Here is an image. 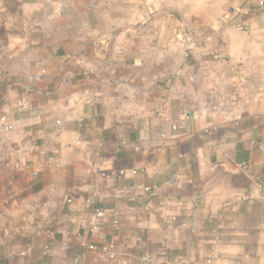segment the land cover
<instances>
[{
	"label": "crops",
	"instance_id": "crops-1",
	"mask_svg": "<svg viewBox=\"0 0 264 264\" xmlns=\"http://www.w3.org/2000/svg\"><path fill=\"white\" fill-rule=\"evenodd\" d=\"M258 1L0 0V264H264Z\"/></svg>",
	"mask_w": 264,
	"mask_h": 264
},
{
	"label": "built area",
	"instance_id": "built-area-1",
	"mask_svg": "<svg viewBox=\"0 0 264 264\" xmlns=\"http://www.w3.org/2000/svg\"><path fill=\"white\" fill-rule=\"evenodd\" d=\"M257 7L264 9V0H259L257 2ZM252 9L253 8L249 0H240V4L237 7V9L234 11L232 18L245 19L252 12ZM119 175H121V173H119ZM146 191H148V189Z\"/></svg>",
	"mask_w": 264,
	"mask_h": 264
},
{
	"label": "rangeland",
	"instance_id": "rangeland-1",
	"mask_svg": "<svg viewBox=\"0 0 264 264\" xmlns=\"http://www.w3.org/2000/svg\"><path fill=\"white\" fill-rule=\"evenodd\" d=\"M149 14H150V16H156L157 15V12L156 11H152Z\"/></svg>",
	"mask_w": 264,
	"mask_h": 264
}]
</instances>
